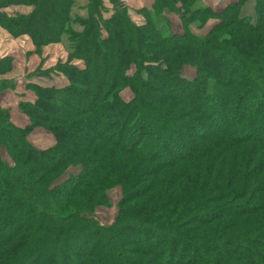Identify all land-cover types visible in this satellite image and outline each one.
Returning a JSON list of instances; mask_svg holds the SVG:
<instances>
[{
    "label": "trees",
    "instance_id": "obj_1",
    "mask_svg": "<svg viewBox=\"0 0 264 264\" xmlns=\"http://www.w3.org/2000/svg\"><path fill=\"white\" fill-rule=\"evenodd\" d=\"M0 26L67 54L28 126L0 108V264H264V0H0Z\"/></svg>",
    "mask_w": 264,
    "mask_h": 264
},
{
    "label": "crops",
    "instance_id": "obj_2",
    "mask_svg": "<svg viewBox=\"0 0 264 264\" xmlns=\"http://www.w3.org/2000/svg\"><path fill=\"white\" fill-rule=\"evenodd\" d=\"M130 12L149 8L153 0H120ZM202 5L214 11L220 10L225 0H201ZM6 14H28L30 8L12 6L2 10ZM177 29L178 21L173 18ZM213 24L208 22L207 28ZM67 60V54L61 44H50L36 50L26 36L12 37L0 26V108L9 113L13 126L24 128L29 125L27 117L20 111L19 104L31 102L33 95L27 86L62 88L66 85L64 77L55 70L59 63ZM42 132V131H41ZM32 143L38 148L52 145V139L42 132L40 136H31Z\"/></svg>",
    "mask_w": 264,
    "mask_h": 264
},
{
    "label": "rangeland",
    "instance_id": "obj_3",
    "mask_svg": "<svg viewBox=\"0 0 264 264\" xmlns=\"http://www.w3.org/2000/svg\"><path fill=\"white\" fill-rule=\"evenodd\" d=\"M226 2H230L232 0H225ZM251 8V5H249L248 7V12L247 14L251 13L252 11H250L249 9ZM252 14V13H251ZM193 69H190V68H186L182 71V75L186 78H190L193 76ZM124 98L127 99L129 97L128 95V92L124 93L123 94ZM42 134L41 131H36L33 133L34 136H40ZM32 135V136H33ZM33 138V137H31ZM3 157L5 159H7V156L6 154H4L3 152ZM108 198H109V203L110 205L108 207H105V208H101V209H98L96 211V217L98 219V221L102 224V225H109L113 222L115 216H116V213H117V203L120 199V191L119 189H115L113 191H111L109 194H108Z\"/></svg>",
    "mask_w": 264,
    "mask_h": 264
}]
</instances>
